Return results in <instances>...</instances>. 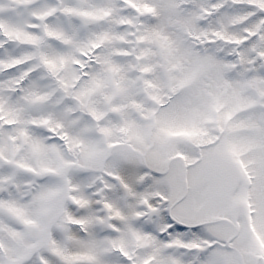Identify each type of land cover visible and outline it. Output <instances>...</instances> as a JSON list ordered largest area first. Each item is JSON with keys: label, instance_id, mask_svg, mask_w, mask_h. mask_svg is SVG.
Here are the masks:
<instances>
[{"label": "snow or ice", "instance_id": "6c2138e0", "mask_svg": "<svg viewBox=\"0 0 264 264\" xmlns=\"http://www.w3.org/2000/svg\"><path fill=\"white\" fill-rule=\"evenodd\" d=\"M0 264H264V0H0Z\"/></svg>", "mask_w": 264, "mask_h": 264}]
</instances>
